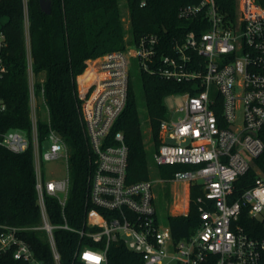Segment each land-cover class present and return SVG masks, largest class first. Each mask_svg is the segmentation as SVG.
Listing matches in <instances>:
<instances>
[{
    "label": "built area",
    "instance_id": "2783aa9c",
    "mask_svg": "<svg viewBox=\"0 0 264 264\" xmlns=\"http://www.w3.org/2000/svg\"><path fill=\"white\" fill-rule=\"evenodd\" d=\"M263 1L236 0L232 15L222 0L187 3L179 8L178 17L192 19L194 28L182 40L173 39L167 53L159 52L160 36L149 33L123 50L87 59L78 76V96L96 165L86 197L92 207L81 226L70 222L66 210L71 189L67 143L54 128L40 139L39 116L42 110L46 113L44 89L36 90L28 52L31 131H0V147L21 153L32 146L40 222L28 227L0 223V256L10 253L29 264H46L23 237L24 231H40L55 263L62 264L55 231L66 230L79 236L73 258L83 264H108L112 242L139 253L144 264H264V237L252 236L241 222L245 208L248 216L264 219V171L257 168L254 184L235 195L236 182L264 151L260 134L264 127ZM24 5L28 26L27 0ZM4 40L0 31V48ZM135 66L190 84L189 91L179 93L184 98L179 108L183 115L162 119L161 141L154 153L158 165L186 166L168 181L185 184L189 195L193 185L202 191L196 201L200 225L189 237L176 239L170 225L160 223L152 179L127 180L125 134H111L127 103ZM6 70L0 52V76ZM5 109L0 97V115ZM56 161H64L65 172L46 177L44 163ZM49 198L60 206L59 220L51 216Z\"/></svg>",
    "mask_w": 264,
    "mask_h": 264
},
{
    "label": "trees",
    "instance_id": "16d2710c",
    "mask_svg": "<svg viewBox=\"0 0 264 264\" xmlns=\"http://www.w3.org/2000/svg\"><path fill=\"white\" fill-rule=\"evenodd\" d=\"M198 0H125L130 16V37L123 21L122 0H53L50 14L41 10L39 0H27L30 52L38 93L44 89L43 108L39 116V135L44 140L50 128L64 138L70 152L71 189L66 206L68 218L81 226L86 211L88 180L95 168V154L82 116L78 96V76L87 66V59L107 52L123 50L141 36L156 33L160 36V54L168 51L173 39L182 40L194 28V21L178 17L179 8ZM142 2H145L142 5ZM221 2V1H220ZM224 8L235 14L236 0H222ZM264 4V1H263ZM223 7V6H222ZM0 31L5 45L0 48L6 72L0 76V97L6 109L0 115V131L18 128L31 131L29 95L27 23L24 0H0ZM135 66L128 90L127 103L116 120L111 134L123 131L129 147L127 180L138 182L152 179L154 153L160 144L159 127L169 116L166 98L190 90L181 83L150 74ZM40 75H43L40 77ZM147 109V121L152 130L154 153L145 142L141 103ZM261 137L264 140V127ZM252 167L236 182L235 195L254 184L257 168L264 171V151L254 159ZM185 165H159V175L170 179ZM36 176L32 146L21 153L0 147V223L28 227L40 222L37 204ZM201 189L193 185L187 214H169L168 224L176 239L189 237L200 225L197 198ZM54 221L59 220L60 206L49 198ZM103 211V210H102ZM241 222L255 237H264V219L248 216L245 208ZM37 257L46 264H56L43 232L24 231ZM62 264H83L74 260L79 236L70 231L56 230ZM102 244V243H101ZM108 264H144L142 256L121 242H112L108 249ZM0 264H29L12 254L0 256Z\"/></svg>",
    "mask_w": 264,
    "mask_h": 264
},
{
    "label": "rangeland",
    "instance_id": "374dc122",
    "mask_svg": "<svg viewBox=\"0 0 264 264\" xmlns=\"http://www.w3.org/2000/svg\"><path fill=\"white\" fill-rule=\"evenodd\" d=\"M122 10H123V21L125 28L127 30V37H130V16L129 10L126 6L125 0H122ZM27 46L28 52H30V37L27 26ZM138 68H135L137 70ZM133 71V70H132ZM43 75H40L42 77ZM37 80V77L35 78ZM184 102L183 94H176L166 98V103L169 108V117L172 119H177L179 116L183 115V112L179 111V108ZM44 115V111L42 110ZM141 116L143 118L144 132H145V142L146 147L150 154L154 153V142L152 141V130L147 121V109L144 102L141 103ZM48 145V143H46ZM66 167L64 161L56 162H45L43 165V171L46 177L51 176H61L65 172ZM151 176L154 181V194L155 196V206L158 212L159 220L162 225H168V215L169 214H183V212H189V193L187 186L183 183H177L168 181L160 177L159 175V165L155 162L152 164ZM188 204V209H187ZM186 208V209H183Z\"/></svg>",
    "mask_w": 264,
    "mask_h": 264
},
{
    "label": "water",
    "instance_id": "95a60500",
    "mask_svg": "<svg viewBox=\"0 0 264 264\" xmlns=\"http://www.w3.org/2000/svg\"><path fill=\"white\" fill-rule=\"evenodd\" d=\"M41 10L46 13L50 14L53 8V0H39Z\"/></svg>",
    "mask_w": 264,
    "mask_h": 264
},
{
    "label": "crops",
    "instance_id": "0c3cea01",
    "mask_svg": "<svg viewBox=\"0 0 264 264\" xmlns=\"http://www.w3.org/2000/svg\"><path fill=\"white\" fill-rule=\"evenodd\" d=\"M188 204H189V202H188ZM188 204H187V209H188ZM184 209H186V208H184Z\"/></svg>",
    "mask_w": 264,
    "mask_h": 264
}]
</instances>
